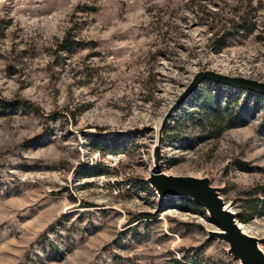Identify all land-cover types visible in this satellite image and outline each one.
Segmentation results:
<instances>
[{"label":"rangeland","instance_id":"obj_1","mask_svg":"<svg viewBox=\"0 0 264 264\" xmlns=\"http://www.w3.org/2000/svg\"><path fill=\"white\" fill-rule=\"evenodd\" d=\"M204 70L264 81V0H0V264H240L204 208L147 182ZM158 147L264 251V99L203 81Z\"/></svg>","mask_w":264,"mask_h":264},{"label":"water","instance_id":"obj_2","mask_svg":"<svg viewBox=\"0 0 264 264\" xmlns=\"http://www.w3.org/2000/svg\"><path fill=\"white\" fill-rule=\"evenodd\" d=\"M203 81H211L226 87L264 95V81L244 76H230L218 72L204 70L197 72L191 81L178 94L174 102L165 112L157 133V144L153 150L154 171H150L147 182L160 197L187 196L204 208L210 219L219 230L208 231V238L216 237L227 243V252L240 264H264V251L256 237L242 231L238 226L235 214L219 196L217 188L210 185L208 178L194 176H174L163 173L159 169V147L163 127L168 117L185 101V99Z\"/></svg>","mask_w":264,"mask_h":264},{"label":"trees","instance_id":"obj_3","mask_svg":"<svg viewBox=\"0 0 264 264\" xmlns=\"http://www.w3.org/2000/svg\"><path fill=\"white\" fill-rule=\"evenodd\" d=\"M72 44L69 42L68 40V36H66L63 40V43H61L60 47L63 48V49H71ZM245 94H251L255 97L256 100H259V99H264V95H259V94H255V93H251V92H248V91H244ZM1 105H3L4 107L8 106L7 103H1ZM218 113H216L215 116V120L217 119V116ZM200 126L201 127H204V124L203 123H200ZM229 127V124H225L224 126H220L215 132L214 134L217 135L219 134L220 132H222L225 128ZM104 139H107L110 141V144H112V149L111 151L114 152V153H118L121 148L119 147V144L122 140H120L119 138H117L116 136H113V135H109V136H106V137H103ZM103 145H105V142H103ZM86 174L88 173L85 172ZM262 198H259V197H254L253 198V201H252V204H251V207L253 208V210L255 211L257 208L258 209H261L263 212H264V189L262 190ZM250 207V208H251ZM139 217H144V218H154L155 217V214H140ZM137 219V218H136ZM135 219V220H136ZM135 220H132L130 223L134 222Z\"/></svg>","mask_w":264,"mask_h":264},{"label":"bare ground","instance_id":"obj_4","mask_svg":"<svg viewBox=\"0 0 264 264\" xmlns=\"http://www.w3.org/2000/svg\"><path fill=\"white\" fill-rule=\"evenodd\" d=\"M154 168H155V167H154V165H153V169H152V168H150V171H152V172H153V171H154ZM238 226H239V225H238ZM240 228H241V227H240Z\"/></svg>","mask_w":264,"mask_h":264}]
</instances>
